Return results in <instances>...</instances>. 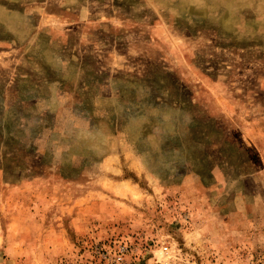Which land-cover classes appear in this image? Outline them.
I'll use <instances>...</instances> for the list:
<instances>
[{
	"label": "rangeland",
	"instance_id": "374dc122",
	"mask_svg": "<svg viewBox=\"0 0 264 264\" xmlns=\"http://www.w3.org/2000/svg\"><path fill=\"white\" fill-rule=\"evenodd\" d=\"M0 264H264V0H0Z\"/></svg>",
	"mask_w": 264,
	"mask_h": 264
}]
</instances>
